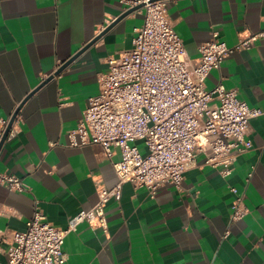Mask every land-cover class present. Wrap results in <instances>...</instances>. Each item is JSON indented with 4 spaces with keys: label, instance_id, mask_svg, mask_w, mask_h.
<instances>
[{
    "label": "crops",
    "instance_id": "0c3cea01",
    "mask_svg": "<svg viewBox=\"0 0 264 264\" xmlns=\"http://www.w3.org/2000/svg\"><path fill=\"white\" fill-rule=\"evenodd\" d=\"M166 2L191 59L213 31L232 46L264 30V0ZM128 9L121 0H0V120L98 37L20 107L15 134L0 149V171L21 177L25 189L0 185V229L24 230L36 207L52 225L65 227L95 204L97 185L117 184L119 149L111 147L109 156L97 144L70 146L66 133L98 93L106 58L131 49L134 28L142 23L138 9L114 22ZM219 83L263 112L250 119L251 148L231 173L221 175L200 154L179 189L163 186L150 195L123 183L119 199L105 205L106 231L80 223L65 238L63 264H264V38L231 53L205 79L207 89ZM239 194L247 213L233 221Z\"/></svg>",
    "mask_w": 264,
    "mask_h": 264
},
{
    "label": "built area",
    "instance_id": "2783aa9c",
    "mask_svg": "<svg viewBox=\"0 0 264 264\" xmlns=\"http://www.w3.org/2000/svg\"><path fill=\"white\" fill-rule=\"evenodd\" d=\"M121 3L127 8L142 5L138 9L142 23L134 28L132 47L106 58L97 79L98 93L88 99L76 127L66 133L70 146L97 144L109 156L111 147H117L120 159L113 163L117 184L112 189L97 185L95 204L71 216L65 227L52 225L36 207L24 230L0 229V255L5 256L0 264H63L65 238L80 223L106 231L105 205L111 198L119 199L123 183L143 186L150 195L163 186L179 189L198 155L225 176L238 156L251 148L249 121L263 112L221 83L207 89L205 79L231 53L264 38V30L248 33L232 46L213 31L191 59L168 16L166 0ZM9 119L0 120V140ZM14 134L11 126L6 139ZM0 185L13 192L25 189L21 177L1 171ZM246 213L239 194L231 220Z\"/></svg>",
    "mask_w": 264,
    "mask_h": 264
},
{
    "label": "water",
    "instance_id": "95a60500",
    "mask_svg": "<svg viewBox=\"0 0 264 264\" xmlns=\"http://www.w3.org/2000/svg\"><path fill=\"white\" fill-rule=\"evenodd\" d=\"M142 5H138L132 8H129L128 10L124 11L119 17H117V19L114 22L119 21L120 19H122L123 17H125L126 15L132 13L133 11L139 9ZM109 28V26L107 27V29ZM98 37H95L94 39H92L89 43H87L82 49H80L78 52H76L74 55H72L67 61H65L60 67H58V69H56L51 75H49L47 78H45L39 85L38 87H36L31 93H29L27 95V97H25L22 102L19 104V106L16 108V110L14 111V113L11 115L8 124L4 130V133L1 137L0 140V149L7 137V134L13 124V121L15 120V117L17 116V113L20 109V107L24 104V102L31 96V94H33L38 88H40L41 86H43L45 83H47L49 80H51L54 76H56L65 66H67L76 56H78L85 48H87L88 46H90L91 44L94 43V41L97 39Z\"/></svg>",
    "mask_w": 264,
    "mask_h": 264
},
{
    "label": "rangeland",
    "instance_id": "374dc122",
    "mask_svg": "<svg viewBox=\"0 0 264 264\" xmlns=\"http://www.w3.org/2000/svg\"><path fill=\"white\" fill-rule=\"evenodd\" d=\"M5 260V259H4Z\"/></svg>",
    "mask_w": 264,
    "mask_h": 264
}]
</instances>
